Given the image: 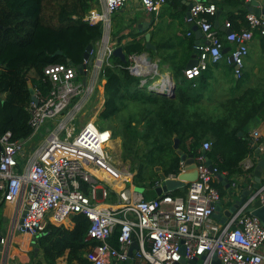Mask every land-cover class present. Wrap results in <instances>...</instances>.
I'll list each match as a JSON object with an SVG mask.
<instances>
[{"label": "built area", "instance_id": "2783aa9c", "mask_svg": "<svg viewBox=\"0 0 264 264\" xmlns=\"http://www.w3.org/2000/svg\"><path fill=\"white\" fill-rule=\"evenodd\" d=\"M128 1L103 0L102 8L93 7L83 15L84 21L103 27L97 41L101 45L90 50L93 62H81L84 73L75 64L46 65L44 80L49 89L32 85L35 98L28 106L31 134L26 140L13 139L10 130L0 136L3 218L12 233L26 232L34 237L44 232L48 223L66 222L76 213L86 215V239L98 241L85 254L92 264H121L129 258L130 264H178L182 258L191 260L201 255L205 256L199 259L200 264H212L214 254L222 264H264V224L247 209L248 201L226 222L213 217L221 192L218 168L207 163L211 141H203L194 156L198 175L188 182L185 194L167 192L146 198L134 185L125 186L135 170L125 172L114 162L116 137L112 130L100 127L94 117L82 121L89 102L96 99L97 109L104 106L105 78L100 73L103 66L116 65V44L110 39L111 16ZM140 1L146 10L156 11L166 0ZM191 1L189 20L201 28L205 40L197 45V63L184 69L185 76L195 78L219 62L226 40L233 44L234 74L241 77L255 30L264 36V13H247L248 26L241 29L232 28L227 20L225 25L230 31L221 35L212 19L216 4ZM139 54H127V67L136 76L142 75L145 66ZM39 135L43 138L32 146ZM263 143L262 132L251 131L250 144L256 156V149L264 151ZM251 166L246 163L244 167L249 170ZM114 191L118 202L107 201ZM252 197L264 205V179ZM9 205L11 212L6 214ZM116 228L118 246L111 243ZM134 237L138 247L129 257ZM10 244L9 234L4 231L0 234V264H8Z\"/></svg>", "mask_w": 264, "mask_h": 264}, {"label": "trees", "instance_id": "16d2710c", "mask_svg": "<svg viewBox=\"0 0 264 264\" xmlns=\"http://www.w3.org/2000/svg\"><path fill=\"white\" fill-rule=\"evenodd\" d=\"M45 2L0 0V136L10 130L13 139L26 140L32 132L30 83L47 91L46 65L69 61L77 65L84 60L87 45L102 37L101 23L82 19L98 0H65L54 14L46 15ZM143 47L138 40L125 45L128 54L141 52ZM113 61L116 65L103 66L100 73L105 78L100 118L103 122L118 117L120 122L117 126L97 123L122 138L124 157L138 161L140 169L143 162L153 167L162 164L166 173L176 174L180 171V155L173 146L175 137L184 152L194 156L203 141L209 140L207 154L219 172L241 170V161L253 151L250 124L259 115L264 116V81L258 80L208 109L201 97L207 88L209 67L199 74L200 89L193 82L178 83L176 95L169 96L140 86L141 78L129 71L128 60L113 55ZM130 101L138 105V110L122 114L130 109ZM217 185L222 192L221 184ZM185 188L170 193L185 194ZM4 205L0 191V234ZM88 228L89 219L82 213L73 214L63 223H48L44 232L33 237L40 251L38 255L32 251L28 264H57L66 253L67 264H92L85 253L98 241L86 239ZM118 235L116 228L111 237L115 246L119 245Z\"/></svg>", "mask_w": 264, "mask_h": 264}, {"label": "crops", "instance_id": "0c3cea01", "mask_svg": "<svg viewBox=\"0 0 264 264\" xmlns=\"http://www.w3.org/2000/svg\"><path fill=\"white\" fill-rule=\"evenodd\" d=\"M204 1L214 2L216 4V14L218 13L219 24H215L216 14L213 17V21L221 35H225L227 32L228 27L225 25L227 20L231 21V26L234 29H241L248 26L246 14L250 12L247 8L249 0ZM258 1L259 5L262 7L264 0ZM191 2V0H166L161 4L158 10L148 11L141 4L140 0H129L126 5L120 7L112 14L110 28L111 41L116 45H122L126 51V44L138 40L144 45L142 51L138 52V54L144 52L152 55V62L147 61L145 55L141 57L144 61L145 66H143L145 68L143 67L142 75L139 76L141 78L140 86H146L147 89L155 92L150 89L149 86L154 81L158 80L156 82H162L161 85L164 87H170L172 82H175L176 90L178 83L187 85L190 82L195 83L194 86H197V88L200 89V75L189 79L184 74V69L189 67L187 64L193 53L196 39L194 30L195 23L189 20V16L187 15ZM95 7L102 8L103 0H98ZM137 14H143L147 19L152 18L154 20V22L150 26H147L146 30L143 32H141L142 30L140 31L139 27L136 25L135 18ZM140 20L141 19H138V22H140ZM145 32H150V41L154 44L155 49H147L145 47ZM99 45H101L99 42L94 44L96 47ZM232 47L233 44L225 40L221 60L217 63H212L209 66L206 78L207 88L204 90L201 97L202 103L206 104L208 109L216 108L221 99L226 98L233 93H241L248 86L256 84L258 80L264 81V36L258 30H255L254 37L249 43V52L245 57L244 72L241 77H237L234 74L233 65L230 60ZM152 68H155L156 71H153ZM230 75L233 76V80L235 81L240 79L243 80V85H237L235 91H231V89L234 88V82H231V80L228 81V76L230 78ZM150 79L152 80L151 82H149ZM139 126H142V124H139ZM254 129H259L262 132L264 141V116L259 115L252 121L249 127V133ZM117 143L118 141L116 139V147L114 148V158H116V161L114 159V162L117 163L116 165L121 169L125 170V172L129 169L132 170L130 166L120 164L117 160L116 153L119 150V144ZM179 148L184 152L180 147V144ZM256 154L257 153L252 151L241 161V170L231 174L223 172L225 176L228 177V180L224 182L219 180L218 182L221 184L222 191L221 199L219 201L221 211L227 210L235 200L240 198L247 190L249 193L246 199L249 201L252 198L253 190L256 187L253 171L260 158V156H256ZM195 162L194 156L193 158L188 157L184 161L180 158V171L176 173V176L174 177L177 178L180 172L183 171L192 173L194 171L193 166ZM246 163L252 164L249 170H246L244 167ZM158 165H160L161 170L166 173L163 165ZM155 166L153 167L147 163L145 166H142L144 167V170L142 169V171H140V169H138V183L135 182L136 170L129 180L134 187L138 184V187L142 188L140 190L138 189V192L142 193L146 198H152L159 195L155 189L160 184V177L159 170H156ZM166 174L169 176L175 173L170 172ZM263 179L264 171L262 173V180ZM228 183H230L229 187H227ZM187 185L188 182L171 191L181 190L184 187H186L185 190H187ZM125 186L128 185L126 184ZM109 199L110 202H118V196L115 191L109 195ZM254 200L255 199H252L251 202ZM251 202L247 205V209L250 207ZM243 204H245V202L238 208ZM5 208L6 214H9L12 206L9 205ZM233 213L225 221L216 217H214V219L223 223L228 221ZM4 231L9 234L11 240V244L8 248V264H28L32 257V251H34L31 249V246L32 248L34 246L32 243L33 237L26 232L17 231L12 233L11 226H9V223L3 218V232ZM66 257L67 253L59 257L57 264H67Z\"/></svg>", "mask_w": 264, "mask_h": 264}, {"label": "water", "instance_id": "95a60500", "mask_svg": "<svg viewBox=\"0 0 264 264\" xmlns=\"http://www.w3.org/2000/svg\"><path fill=\"white\" fill-rule=\"evenodd\" d=\"M190 7H191V5H189V9L187 11V15L189 17H190ZM247 8L250 12H254V13H258V14L264 13V4L261 7L259 5L258 0H249L248 4H247ZM138 19H141L140 22H138ZM135 20H136L135 22H136L137 27H139V30L140 31L142 30L141 32L145 31L146 27L150 26L154 22V20L152 18L147 19L146 16H144L143 14H140V15L137 14ZM215 24L216 25L219 24L218 13L216 14ZM194 30H195V37H196L195 46L193 48V53H192V55L188 61V64H187L188 66H192V65L197 63V60H198L197 55L199 52L197 45L205 40L202 30L197 24H195ZM229 31H230V29H227V32H229ZM145 38H146L145 47L147 49H155L154 44L150 41V32H145ZM93 46H94V44L92 42H90L84 51V59H88L89 63H92L93 58H94V55L90 54V50L93 48ZM113 54H114V56L119 57L122 61H124V62L127 61V53L124 50L122 45H116L114 48ZM139 55H141V56L145 55L146 60L149 62H152L153 58H152L151 54L142 52ZM230 60L232 61V57H230ZM69 63L72 64L73 62L69 61ZM83 66H84V63L77 64V68H78V71L80 73H84ZM156 81H158V80H156ZM156 81H154L149 86L150 89L154 90L158 94L175 96V94H176V83L175 82H172V85L170 87H166V86L164 87L161 85L162 82H156ZM29 87H30V91L32 93V98H35V96L33 95L34 89L31 85V83H30ZM173 146L176 149V152L180 155V158L182 161L186 160L188 157L193 158L194 155L192 153L183 152L179 148V139L178 138H175ZM263 146H264V143H263ZM1 148L2 147L0 144V150H1ZM256 151L258 152L260 158L255 165L253 174H254L255 186L258 187L259 183L262 180V173L264 171V151H260L259 149H256ZM207 163L211 168L213 167L212 161L209 157L207 159ZM193 167H194V171L192 173H190L188 171H183V172H180V174L176 178V177L167 176V174L161 170L160 165L155 166V169L159 170V177H160V184L156 187V189H155L156 192L158 194L167 193V192H170L171 190L175 189L178 186L185 185L186 182L194 181L198 175L197 170H196V162L194 163ZM218 176H219L220 180H222L223 182L228 180V177H226L225 174L222 172H219ZM229 186H230V183L227 184V187H229ZM135 188L137 190L142 189L141 187H138L137 185L135 186ZM248 193H249L248 190L245 191L244 194L240 198L235 200V202L225 211H221L219 202L216 203L215 204V210L213 212V217H216L218 219H223L225 221L242 203H244V202L246 203L248 201L246 199L248 196ZM252 199H255V200L253 202H251ZM250 202H251V205L248 208V210L251 211L252 214L258 216L264 224V205L261 204L260 199L257 197H252L250 199V201H248V204H250ZM137 247H138V243L134 237L133 243H132L130 250H129V257L132 256L133 250ZM0 248H1V246H0ZM32 249L35 252L34 255H38V253L40 251L39 246L34 245ZM181 250L184 253L185 246H182ZM204 256L205 255H201L200 258L203 259ZM200 258L195 257L191 260H186L185 258H182L178 262V264H200V262H199ZM130 263H131V260L129 258L125 262H122L121 264H130ZM212 264H222L221 260L218 258V256L216 254H214V256H213Z\"/></svg>", "mask_w": 264, "mask_h": 264}, {"label": "rangeland", "instance_id": "374dc122", "mask_svg": "<svg viewBox=\"0 0 264 264\" xmlns=\"http://www.w3.org/2000/svg\"><path fill=\"white\" fill-rule=\"evenodd\" d=\"M63 2H64V0H47L46 3H45V9H44L45 15L49 14V13L54 14L56 12V10L59 9L60 4H62ZM229 80H231V82H234L233 91L236 90L237 85L238 86H242L243 85L242 84L243 80L240 79V80L235 81V80H233V76L232 75H230V78L228 76V81ZM151 81L152 80L150 79L149 82H151ZM96 104H97V100L96 99L92 100L91 102H89L87 104V106L85 107L84 115L81 118L82 121L85 120V119H89L90 117H94V119L98 123H100V124L103 123L104 126H111V125L117 126L119 124L120 118H118V117L117 118H113V119H108V120H105V121L101 122L100 112H101L102 109H101V107L97 109L95 107ZM129 108L130 109L124 110L122 114L127 115L128 111L135 112V110H138V105L136 103H134V101H133V102H131L129 104ZM40 138H43V136L36 137L35 138V142L31 143L32 146H35L36 142H38ZM116 139H117L118 144H119V148H118L119 150L116 153V157H117V160L119 161V163L130 166V168L132 170H136L137 171L138 169H140V166L138 167V161L136 162L131 157H124L125 155H123L122 138L120 136H116ZM110 150H111V152L113 151V149H110ZM136 154H138V150H137ZM140 154H141V151H140ZM114 159L116 161V158H114ZM143 164L145 166L147 163L143 162ZM142 169L144 170V167H142L140 169V171H142ZM135 178H136L135 182L138 183V172L136 173ZM130 184H131L130 181H128L127 185H130ZM136 185L138 186V184H136ZM34 239L35 238H33V240ZM32 243L34 244L35 240L32 241ZM31 249H32V246H31Z\"/></svg>", "mask_w": 264, "mask_h": 264}, {"label": "bare ground", "instance_id": "6f19581e", "mask_svg": "<svg viewBox=\"0 0 264 264\" xmlns=\"http://www.w3.org/2000/svg\"><path fill=\"white\" fill-rule=\"evenodd\" d=\"M152 65V64H151ZM145 68V67H144ZM29 234V233H28Z\"/></svg>", "mask_w": 264, "mask_h": 264}, {"label": "flooded vegetation", "instance_id": "af4514ba", "mask_svg": "<svg viewBox=\"0 0 264 264\" xmlns=\"http://www.w3.org/2000/svg\"><path fill=\"white\" fill-rule=\"evenodd\" d=\"M137 172H138V170H137Z\"/></svg>", "mask_w": 264, "mask_h": 264}]
</instances>
